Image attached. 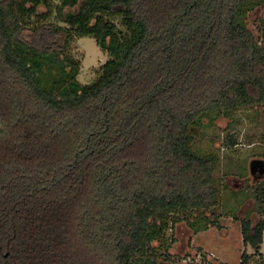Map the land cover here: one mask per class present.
I'll list each match as a JSON object with an SVG mask.
<instances>
[{"label":"trees","instance_id":"obj_1","mask_svg":"<svg viewBox=\"0 0 264 264\" xmlns=\"http://www.w3.org/2000/svg\"><path fill=\"white\" fill-rule=\"evenodd\" d=\"M45 1L0 0V264H168L175 225H217L219 160L198 129L264 111V40L246 22L264 0ZM42 5L55 20L23 58ZM83 36L109 53L91 83L66 52ZM254 192L264 216V180ZM241 229L264 264V219Z\"/></svg>","mask_w":264,"mask_h":264},{"label":"rangeland","instance_id":"obj_2","mask_svg":"<svg viewBox=\"0 0 264 264\" xmlns=\"http://www.w3.org/2000/svg\"><path fill=\"white\" fill-rule=\"evenodd\" d=\"M47 2L58 3L59 0ZM43 5L37 14L25 17L27 30L22 37L25 42L17 39V48L23 58L33 57L28 42L40 40L30 28L55 20V14L51 12L49 15ZM43 14L48 15L44 17ZM263 20L264 4L246 16L247 25L264 40ZM66 52L81 62L77 77L82 83L93 82L102 64L109 59V53L103 51L92 36L75 38ZM39 63L44 78L49 81L53 79L47 69L51 63L43 60ZM52 72L57 73L56 69ZM197 133L198 152L202 155L214 154L219 160L215 171L221 190V201L214 216L217 225L197 233L185 222L175 225L173 233L176 241L169 249L173 259L168 264H244L241 259L245 251L253 255L249 264H261V256L255 255L254 249L244 244L241 219L249 218L254 223L264 219L254 197L256 182L264 179V172L257 169L253 175L250 166L253 159L264 163V111L253 108L232 111L228 115L217 114L213 120H206ZM154 245H159V242H154ZM160 247L165 249L162 244ZM261 253H264V244Z\"/></svg>","mask_w":264,"mask_h":264},{"label":"water","instance_id":"obj_3","mask_svg":"<svg viewBox=\"0 0 264 264\" xmlns=\"http://www.w3.org/2000/svg\"><path fill=\"white\" fill-rule=\"evenodd\" d=\"M262 162L263 161L259 159H253L251 161L250 166H251V172L253 175L256 173L257 169H261L263 167ZM261 170L264 171V169H261Z\"/></svg>","mask_w":264,"mask_h":264},{"label":"flooded vegetation","instance_id":"obj_4","mask_svg":"<svg viewBox=\"0 0 264 264\" xmlns=\"http://www.w3.org/2000/svg\"><path fill=\"white\" fill-rule=\"evenodd\" d=\"M262 165H263V167H262L261 169H264V163H263V162H262ZM261 169H258V171H259V172H264V171H262ZM262 180H264V179H262V178L259 179V180L256 182V184L259 183V182L262 181ZM258 221H259V220H258ZM263 244H264V241H263ZM263 244H262V245H263Z\"/></svg>","mask_w":264,"mask_h":264}]
</instances>
